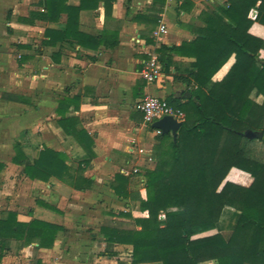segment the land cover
Listing matches in <instances>:
<instances>
[{
	"label": "trees",
	"instance_id": "obj_1",
	"mask_svg": "<svg viewBox=\"0 0 264 264\" xmlns=\"http://www.w3.org/2000/svg\"><path fill=\"white\" fill-rule=\"evenodd\" d=\"M40 4L42 9L30 11L26 21H57L66 14L62 30L45 29L43 44L66 40L96 47L105 41L103 34L94 36L78 29L84 0L79 6L68 5L67 0H41ZM110 8L109 0L105 13ZM251 9L257 11L255 20L264 24V0H225L200 12V24L190 29L193 39L159 46L165 73L174 64V55L192 59L184 69L185 76H178L186 83L189 96L165 97L183 113V120L175 138L170 133L155 136L154 166L143 174L145 197L130 191L129 176L119 172L109 184L119 199L127 204L136 201L138 210L147 213L133 217L119 212L133 221L131 228L114 223L99 227L105 243L103 255L116 256V244L131 246L128 262L117 264H201L209 260L264 264V157L252 155L253 144L264 146V40L248 31L254 21L249 18ZM141 16L137 14L135 19ZM158 17L148 20L156 24ZM224 66L227 69L219 75ZM257 96H262L261 102L255 100ZM58 123L85 151L86 157L76 168L66 163L64 152L47 147L30 160L19 143L14 144L12 162L21 165V173L32 180L57 178L75 189L90 187L92 181L83 173L95 157L93 139L85 130L76 129V119L63 111ZM246 130L263 135L248 138L243 135ZM244 176L251 178L247 185L238 181ZM226 206L238 211L227 237L217 228ZM61 229L37 218L19 221L14 211H7L0 217V260L13 243L20 248L32 243H36L35 249L52 247Z\"/></svg>",
	"mask_w": 264,
	"mask_h": 264
},
{
	"label": "crops",
	"instance_id": "obj_2",
	"mask_svg": "<svg viewBox=\"0 0 264 264\" xmlns=\"http://www.w3.org/2000/svg\"><path fill=\"white\" fill-rule=\"evenodd\" d=\"M110 1V12L105 13L109 0H84L78 29L89 35L103 34L105 39L96 47H85L66 40L43 44L45 29L65 27V13L57 21H26L30 11L42 9L41 0H0V217L14 211L19 221L37 218L62 226L52 247L35 249L36 243H32L20 248L13 243L0 264H35L36 259L40 264H117L124 257L129 260L130 245L116 244L117 255L108 257L102 254L104 247L96 250L97 237L78 242L73 235H89L91 228L83 224L88 218L85 210L95 202H109L119 209L124 202L128 208L129 203L119 199L109 186L115 173L136 169L130 174L129 186L132 180H139L144 197L141 167L153 166L151 151L156 133L152 125L142 123L135 104L147 94L186 96L187 85L178 76H185L184 69L192 59L174 55V64L169 72L163 71L157 83L147 84L139 72L151 55L159 61V46L193 39L190 29L200 24V12L225 0ZM80 3L81 0H67L71 6ZM137 14H142L140 19H135ZM256 14V9L250 10L249 18L254 21L248 31L264 40V24L255 20ZM151 16H159L156 24L149 21ZM160 24L165 25V32L159 31ZM114 40L116 43L109 45ZM261 54L264 56V50ZM226 69L224 66L219 75ZM259 98L261 101L262 96ZM62 111L66 117L75 118L76 129L85 130L94 142L95 157L83 173L92 182L82 190L57 178L32 180L21 173V165L12 162L14 144L19 143L30 160L47 147L64 152L66 163L77 167L86 154L59 125ZM238 181L247 185L251 178L239 177ZM223 212L232 219L227 232L219 230L227 237L238 211L226 206ZM99 227L91 233L100 235ZM122 249L126 251L122 253ZM13 250L17 254H11ZM201 264L217 263L209 260Z\"/></svg>",
	"mask_w": 264,
	"mask_h": 264
},
{
	"label": "rangeland",
	"instance_id": "obj_3",
	"mask_svg": "<svg viewBox=\"0 0 264 264\" xmlns=\"http://www.w3.org/2000/svg\"><path fill=\"white\" fill-rule=\"evenodd\" d=\"M141 98L142 97H140V99ZM256 99H257V102H261V101H259L261 99V98H259V96H257ZM252 148H253L252 149V155H254L258 158L264 157V146L261 143L253 144ZM151 162L153 163V166H154V161L152 159V151H151ZM131 166H132V164L128 165V167H131ZM153 166H152V168H153ZM141 169H142V173H144L146 168H144V166H143V167H141ZM138 172H139V170H138ZM130 176L131 175H129V177ZM136 180L134 179L131 181L130 186H129V190L133 191V192H138L139 195L141 196V193H140L141 184H140L139 180L138 181H136ZM143 189H144V183H143ZM144 197H145V189H144ZM128 202H129L128 208L125 207L124 202H123L122 209H119L118 205H115V206L111 205V203H109V202H104L102 204H100V203L96 204L97 202H95V203H93L95 205V207H93L94 205H91V206L89 205V207H87L85 210L88 213V218L86 219L87 222L83 223L85 226H89V228H91L89 230V235L86 232H80L76 236L73 235L74 240L76 239V241H78V242H84V241H87L88 238H90V237H94V238L97 237L95 242H96L98 247L96 250H99V249L102 250L104 247L102 237L98 234L91 233V230L97 229L101 223H115L117 225H120V226L126 227V228L134 227L133 221L129 217H123L118 212H125L126 211V212H129L131 214V216H133V217L146 216L147 215L146 212H140L138 210V203L136 201H128ZM99 210H101V214H99ZM101 217L104 218L102 221L100 220ZM112 217H114V218H112ZM231 225H232V219L229 220V216L225 212H222V216L220 218V223L217 225V227L219 226L218 230H224L227 232ZM125 251H126V249H124L122 253H124ZM14 253L17 254V251L13 250L11 252V254H14ZM126 258L127 257H124L122 260H124V262H127Z\"/></svg>",
	"mask_w": 264,
	"mask_h": 264
},
{
	"label": "built area",
	"instance_id": "obj_4",
	"mask_svg": "<svg viewBox=\"0 0 264 264\" xmlns=\"http://www.w3.org/2000/svg\"><path fill=\"white\" fill-rule=\"evenodd\" d=\"M159 31H166L164 24H160ZM139 73L140 77L147 84L157 83L163 76L162 66L154 55H151L146 61H144ZM135 109L140 112L142 123L145 125H152L155 120L165 115L173 116L177 120H183V113L169 105L165 100V97L149 94L144 95V97L138 100L135 104ZM155 133L159 134L161 131L159 129H155ZM139 151L142 152L143 149L140 148ZM136 171V169H133L132 171L123 170L122 173L129 176L131 173H135Z\"/></svg>",
	"mask_w": 264,
	"mask_h": 264
},
{
	"label": "water",
	"instance_id": "obj_5",
	"mask_svg": "<svg viewBox=\"0 0 264 264\" xmlns=\"http://www.w3.org/2000/svg\"><path fill=\"white\" fill-rule=\"evenodd\" d=\"M189 96V93L186 94ZM182 124V120H177L173 116L170 115H165L157 120H155L152 123V127L154 129H159L161 133H170L173 138L176 136V132L179 129V127ZM243 135L248 137V138H261L263 133L262 132H257V131H251V130H246L243 132Z\"/></svg>",
	"mask_w": 264,
	"mask_h": 264
}]
</instances>
